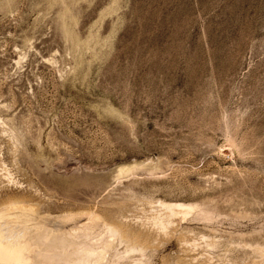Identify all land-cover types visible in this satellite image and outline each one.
I'll return each mask as SVG.
<instances>
[{
	"label": "rangeland",
	"instance_id": "rangeland-1",
	"mask_svg": "<svg viewBox=\"0 0 264 264\" xmlns=\"http://www.w3.org/2000/svg\"><path fill=\"white\" fill-rule=\"evenodd\" d=\"M15 203L37 264H264V0H0Z\"/></svg>",
	"mask_w": 264,
	"mask_h": 264
},
{
	"label": "bare ground",
	"instance_id": "bare-ground-1",
	"mask_svg": "<svg viewBox=\"0 0 264 264\" xmlns=\"http://www.w3.org/2000/svg\"><path fill=\"white\" fill-rule=\"evenodd\" d=\"M178 208H181V210H183L185 213L189 212L190 210L189 207H186L180 203L164 204V209L168 210L169 211L168 213H170L171 215L175 214ZM34 210L35 207H33L32 205H24L19 203L16 205L9 206L6 209V211L0 213V264H37L35 262V259H33L35 248L31 247L32 246L31 242L33 241V239L31 238L32 231L35 228L32 229L30 228V226L32 225L30 222L32 220L31 219L32 217L30 218V216H32L31 213ZM93 215L94 217L91 220L89 219L91 222L96 217V214ZM166 223H168L167 220L162 218L160 219L158 224H160L162 227H166ZM87 227H89V225ZM112 233L114 236L118 235L117 229L115 228L112 229ZM43 234H45V232ZM39 243L40 245H42L41 241ZM111 246H112L111 241L105 244H100L97 247L96 246L92 247L89 246L88 244V246H82V247L80 246V248L78 249L54 251L48 254V257L52 258V260L55 259L56 261H58V264H102L106 259L108 249ZM128 251L129 249L125 252L128 253ZM122 255L125 256L126 254L125 255L122 254ZM122 255L121 252L117 250L115 251V256L117 258L120 256L122 257Z\"/></svg>",
	"mask_w": 264,
	"mask_h": 264
}]
</instances>
